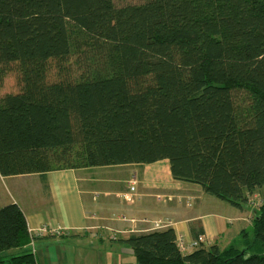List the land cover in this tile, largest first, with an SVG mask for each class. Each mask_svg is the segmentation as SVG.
Returning a JSON list of instances; mask_svg holds the SVG:
<instances>
[{"label":"trees","instance_id":"1","mask_svg":"<svg viewBox=\"0 0 264 264\" xmlns=\"http://www.w3.org/2000/svg\"><path fill=\"white\" fill-rule=\"evenodd\" d=\"M67 144L83 167L167 161L257 206L225 246L131 233L139 264H264V0H0V175L46 187L44 151ZM29 239L19 206H1L0 264H36Z\"/></svg>","mask_w":264,"mask_h":264},{"label":"crops","instance_id":"2","mask_svg":"<svg viewBox=\"0 0 264 264\" xmlns=\"http://www.w3.org/2000/svg\"><path fill=\"white\" fill-rule=\"evenodd\" d=\"M44 152L46 187L36 173L0 175V201L16 203L28 230H34L23 248L33 253L36 264H133L132 249L124 240L131 233L172 227L177 238L190 239L194 234L190 223L199 221L207 245L225 246L245 229L242 224L238 231H228L235 222L247 219L251 224L249 211L226 205L230 203H224L223 214L203 211V189L194 183L173 181L171 174L162 178L158 164L164 161L83 167L77 144L48 147ZM132 173L137 183L129 202L118 194L128 190L127 179ZM154 198L165 215L147 217L157 210L146 201ZM157 219L162 226H154ZM41 225L48 230L40 234L37 228ZM56 228L60 234L53 232Z\"/></svg>","mask_w":264,"mask_h":264},{"label":"rangeland","instance_id":"3","mask_svg":"<svg viewBox=\"0 0 264 264\" xmlns=\"http://www.w3.org/2000/svg\"><path fill=\"white\" fill-rule=\"evenodd\" d=\"M3 90H16V82H15V77H14V75H12V74H10V75H8L7 76V78H6V80H5V85H4V88H3ZM159 167L161 168V174H162V178L164 177V178H166V177H168L169 175H170V173H169V168H168V162L167 161H164V162H160L159 164ZM158 172H160V170L158 171ZM138 175L139 176H141V173H138ZM159 176V175H158ZM157 176V177H158ZM171 176V175H170ZM131 177H133L134 178V180L136 181V183H137V178H136V175H135V173H132L131 174ZM130 177V178H131ZM172 178V177H171ZM128 179H129V177H128ZM127 179V180H128ZM173 179V181H176V182H178V183H186L187 181H182V180H176V179H174V178H172ZM189 183V182H188ZM135 189H136V186H135ZM5 190H7L6 188H5ZM0 194H1V183H0ZM156 195H161V197H160V199H162V194H156ZM165 196V195H164ZM123 199V198H122ZM254 200H256V201H259V199L258 198H254ZM126 201H128V200H126ZM146 201H148L151 205H153V206H155V207H157V210H154V211H152L151 212V214L150 215H148L147 217H152V216H162V215H159V214H161V213H163L164 215H165V211H163V210H161L162 208H158V207H160V205H158V203L159 202H157L156 200H155V198L154 199H151V201H149V200H146ZM204 202H203V204H202V209H203V211H206V212H208V211H210V212H213V214H223V212H225L224 211V207H225V205H224V203H229V202H227V201H225V200H222V199H220V198H218V197H216V196H213V195H209V194H205V198H204V200H203ZM142 204H144L145 205V203L144 202H142ZM160 204H162L161 202H160ZM3 205H5V203H3V202H1L0 201V207L1 206H3ZM226 205H231V204H226ZM196 206V205H195ZM194 206V207H195ZM194 207H191V208H194ZM230 207H232L233 209H236L234 206H230ZM244 209H246V210H248L249 211V216H251L253 213H254V211L257 209V206L256 207H253V204H247L246 206H245V208ZM240 211V210H239ZM242 212V211H241ZM155 213V215H153ZM167 216V215H166ZM246 216H248V215H246ZM157 220H161V219H157ZM250 220V219H249ZM156 221V220H155ZM251 221V220H250ZM247 222V219H245V221L244 222H235L234 223V225H233V227H232V229L233 230H228V231H238L239 229L238 228H241V226H244V225H242V224H245V229H246V231H249L250 233H252L253 232V230H252V221H251V224H248V223H246ZM43 226H46V225H41V226H39L37 229L38 230H41L42 228H43ZM238 229V230H237ZM48 230V227L46 226V231ZM28 232H29V234L30 235H32V233H34V230L32 229V233L28 230ZM200 236H202V235H200ZM199 237V236H198ZM184 238V237H183ZM194 238V237H193ZM185 239H187V238H185ZM191 239V238H190ZM233 240L234 239H232L231 241H230V243L231 242H233ZM229 243V244H230ZM178 245V244H177ZM201 245H205V244H201ZM221 246H223V245H221ZM192 250V249H191ZM185 251H189V249H187V250H185ZM110 256V255H109ZM132 259H133V264H139L138 262H137V260H136V258H135V256L133 255V257H132ZM109 263V262H108Z\"/></svg>","mask_w":264,"mask_h":264},{"label":"built area","instance_id":"4","mask_svg":"<svg viewBox=\"0 0 264 264\" xmlns=\"http://www.w3.org/2000/svg\"><path fill=\"white\" fill-rule=\"evenodd\" d=\"M135 186H136V181L134 180L133 177H131V178L129 177V179L127 180L128 190H126L124 192H120L118 195L121 198H123L125 200H128L129 202L133 201V192L135 191ZM156 197L158 199H160L161 195H156ZM162 224L163 223L161 222V220L154 221V226L155 227H160V226H162ZM45 231H46V226H43V228L41 230H39L38 232L41 234L42 232H45ZM53 232H57L58 234H60L59 233L60 231L57 230V228L55 230H53ZM177 244H178V247L182 251H185L187 249H189V250L194 249V248L198 247L201 244L207 245V243L205 242L203 236H199L197 238H191V239H185L183 237H178L177 238Z\"/></svg>","mask_w":264,"mask_h":264},{"label":"bare ground","instance_id":"5","mask_svg":"<svg viewBox=\"0 0 264 264\" xmlns=\"http://www.w3.org/2000/svg\"><path fill=\"white\" fill-rule=\"evenodd\" d=\"M201 187V186H200Z\"/></svg>","mask_w":264,"mask_h":264}]
</instances>
